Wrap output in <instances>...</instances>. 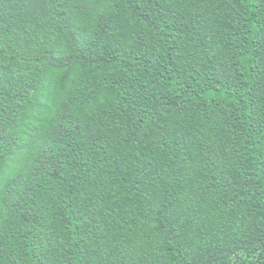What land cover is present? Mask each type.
Masks as SVG:
<instances>
[{"label": "trees", "instance_id": "16d2710c", "mask_svg": "<svg viewBox=\"0 0 264 264\" xmlns=\"http://www.w3.org/2000/svg\"><path fill=\"white\" fill-rule=\"evenodd\" d=\"M0 264H264V0H0Z\"/></svg>", "mask_w": 264, "mask_h": 264}]
</instances>
